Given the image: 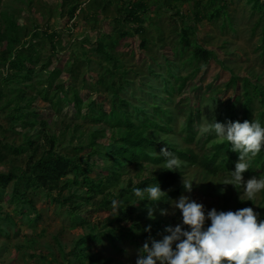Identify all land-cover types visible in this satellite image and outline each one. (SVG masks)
<instances>
[{
    "label": "trees",
    "instance_id": "1",
    "mask_svg": "<svg viewBox=\"0 0 264 264\" xmlns=\"http://www.w3.org/2000/svg\"><path fill=\"white\" fill-rule=\"evenodd\" d=\"M102 1L104 2L89 0L88 4L90 8L95 7L103 11ZM232 1L234 0H194V18L197 21H208L222 30L230 28L236 31V20L229 12ZM245 1L250 7L251 19H256L252 30L259 36L257 49L264 61V0ZM82 3V0H62V16H67L69 21L74 19ZM150 10L151 2L147 0H128L125 6L119 9L120 14L116 20L121 26L114 27L113 32L99 39L95 47L102 55L100 65L103 71L98 72L93 81H89L85 74L81 85L77 86L75 82L79 78L77 74L82 59L79 55L68 59L63 69H52V73L57 77L63 71L70 75L69 84L64 81L54 83L48 78L33 82L37 66L43 63V68H47L53 60L52 57L42 56V42L34 43L32 39L43 38L45 33L51 40L52 50L57 54L59 51L56 39L59 33L41 30L38 25L34 30H30L27 24L20 22L15 13L4 10V0H0V112L7 111L11 119L20 120L22 126L27 129L20 144L5 134L0 136V163H13L9 172L0 173V201L11 187L10 195L16 203L17 211L33 220L31 215L36 210V201L32 194L43 192L52 199L51 201H57L64 206L73 223L82 227L84 221H76L79 207L77 199L83 198L95 209L107 213L104 225L108 229L102 233L89 234V237L99 243L107 239L114 246L116 241L138 240L137 245L142 249L145 242L151 246V242L157 236L164 235L167 228L166 222H162L163 224L155 223L150 226V231H146L149 226L143 224L142 214L153 207L169 203L186 191L183 186L171 188L180 181L183 172L165 170L137 182L131 179L128 185H123L119 191L118 188L122 187L124 181V170L106 164V158L116 157L123 163V169L129 164H135L143 172L148 165L159 166L166 162L167 158L159 153L161 148L167 147L175 157L193 165L197 164L208 174L218 175L235 170L239 153L232 151L229 142L220 141L214 132L207 133L206 138H203L202 134L199 135L198 119L204 105L189 103L190 113L180 132L175 131L173 123L176 113L174 114L170 105L174 103L176 95L183 93L201 70L211 60H215L228 72L229 80L225 86L232 91L228 94L225 104H222L224 99L220 97L218 90L211 92L212 89L204 94L205 97H215L214 109L218 122L227 124L229 121L242 123L245 120H258L264 127V84L260 81L264 74L258 73L256 80H252L249 75L236 72L234 68L220 61L216 50L208 48L197 38V26L191 23L182 25L181 29L175 32L171 43L165 40L164 33L159 29V35L162 34L159 39L164 43L161 56L148 60L145 55L140 66L133 69L132 75H129L126 69L120 72L123 52L119 50V46L128 37L133 38L135 35L134 30L125 24H140L136 32L143 31L142 25L151 20L148 15ZM177 14L182 15L178 7ZM30 36L31 38L27 39ZM151 41V38L145 37L139 43L143 54L150 52ZM104 62L107 65H103ZM180 68L189 70L183 74L177 70ZM149 75L156 77V81L143 79ZM138 76L142 77L139 81ZM133 84L140 86L141 91H144L143 96H134V99L124 96L128 87ZM89 85L109 103V107L104 101L84 100L81 92L90 88ZM31 89L35 91L30 93ZM104 93H108V96ZM39 99L51 105L52 110L48 114L38 109L36 102ZM64 102L73 104L76 114L95 126L89 133L88 142L77 144L73 153L57 149L59 137L56 135L52 136L51 145L44 148L29 133V130L36 127L47 128L49 120L54 116L53 110L60 109ZM162 135L168 137L161 141L159 139ZM102 140L110 143L111 148ZM97 167H101L100 172H96ZM243 176H262L261 179H264V148L250 162V168ZM157 184L166 193L160 201L152 202L146 197L145 200L139 201L133 193L134 188L143 189ZM99 195L101 198L97 199ZM113 200L122 202L118 215L112 210ZM245 207L247 204L238 198L236 200L232 189L225 191L218 200L219 212L237 211ZM208 211L210 210L205 209V214ZM38 217L40 214L37 213L36 218ZM6 219L12 218L8 214ZM210 224L211 221L206 220L205 227ZM88 250L87 247L76 245L72 254L81 263H84L85 259H91L90 263L94 264V256ZM61 251L64 253L63 249Z\"/></svg>",
    "mask_w": 264,
    "mask_h": 264
},
{
    "label": "rangeland",
    "instance_id": "2",
    "mask_svg": "<svg viewBox=\"0 0 264 264\" xmlns=\"http://www.w3.org/2000/svg\"><path fill=\"white\" fill-rule=\"evenodd\" d=\"M61 1L4 0V10L15 13L20 22L27 24L30 30H34L35 26L38 25L41 30L58 31L59 33V37L56 39L59 51L57 54L52 50L51 40L45 33L43 38L32 39L34 43L42 42L40 44L42 56L52 57L53 60V63L47 68H43V63L37 66L33 82L48 78L54 83L64 81L69 84L71 82L70 75L63 71L57 77L52 73V69L55 67L63 69L68 59L79 55L82 59H80L79 73L77 74L79 78L75 84L80 86L85 74L89 81H93L97 73L103 71L100 65L102 55L95 50V47L99 39L113 32L114 27L121 26V24H118L116 17L120 14L119 9L125 6L128 0H104V2H101L104 8L103 11L95 7L90 8L89 0H82L84 3L78 10L77 16L70 21L67 16H62ZM147 1L151 2V10L148 11L151 20L149 19L142 25L144 30L137 33L136 30L140 24L131 22L125 24L128 28L130 27L134 30L135 35L133 38L128 37L119 46V50L123 52L120 72L126 69L129 71V75H132L133 69L140 66L145 59V55L148 60L161 56L164 43H161L159 39L162 36V34L159 35V29L164 33L165 40L171 43L175 32L180 30L182 25L191 23L197 26V38L208 48L215 49L220 61L234 68L236 72L249 75L252 80H256L258 73L264 74V61L261 58L260 51L257 49L259 36L254 34L252 30L256 19H251V10L245 0H234L229 7V12L236 20L235 24L238 28L236 31H232L230 28L222 30L221 27L208 21H197L193 15L194 0ZM177 7L185 17L177 14ZM145 37L151 38L153 41H151L150 52L143 54L139 49V43ZM29 38L31 36L27 39ZM132 50L135 51L134 55ZM162 62H164V59H162ZM103 65H107V63L104 62ZM177 70L185 74L189 68ZM163 71L165 72V69ZM148 78L151 81H156L157 79L151 75L143 79L148 80ZM140 79L142 77L138 76L137 81ZM228 80V72L222 68L219 62L211 60L193 82L188 84L183 93L176 95L174 103L170 105L174 110V114L176 113L173 123L175 131L180 132L183 128L185 119L190 113V102L193 105H199L200 103L204 105L202 106L203 112L198 119L197 128H199V131L201 124L207 125L214 123V121L218 122V116L215 115L214 109L216 108V103L213 98L215 97H205L204 94L212 89L211 92L218 90L220 97L224 99L222 104H225L228 94L232 92L225 86ZM260 81L264 84V76ZM34 91V89H31L29 92ZM96 91L90 86V88L82 90L81 93L85 101H104L105 105L109 107V103L102 99ZM104 94L106 97L108 96V93ZM139 95L143 96L144 91H141L139 85L134 84L128 87L124 94V96L133 99L134 96ZM178 102L180 105H178ZM36 105L39 110L47 114L52 110L49 102L41 99L36 102ZM53 112L54 116L49 120L47 128L36 127L29 130L30 135L36 142L41 143L44 148L48 147L51 145L52 136L56 135L59 137L57 149L66 153H73L77 144L88 142L89 133L95 129V126L93 123L80 118L76 114L73 104L64 102L60 109H55ZM223 124L226 125V123ZM25 132H27V129L22 126L20 120L11 119L7 111L0 112V136L5 134L6 137L20 144ZM201 134L200 132L199 135ZM162 136L159 139L161 141L166 137ZM202 136L206 138L207 135L202 134ZM176 140L179 141L180 139ZM105 142L108 143L107 141ZM108 146L111 148L110 143H108ZM106 159V164L124 170V181H122V187L118 188L119 191L123 188V185H128L131 179L137 182L150 175L165 171L163 169L165 163L159 166L148 165L141 172L140 168L135 164H129L123 169V163H120L116 157ZM179 160L181 161V166L177 170L183 172V175L180 181L171 188L177 189L183 186V179H186L193 182L192 191H183L169 203L151 208L153 211L152 218H149V210L143 213L141 220L145 226H152L155 223L162 222H166L167 227H175L177 224H182V214L173 207L182 195L188 196L192 201L203 204L204 209L212 210L214 208L219 212V197L220 195L222 197V194L229 189H232L236 200L237 198L241 200L240 197H242L247 207L253 208L258 214L259 220L264 221V191L258 193L255 200H246L243 185L236 188L233 185L219 184L225 178H230L231 173L221 172L218 175H211L197 164L193 165L181 158ZM12 165V162L0 163V173L9 172ZM100 171L101 167H97L96 172ZM261 178L262 176L257 179ZM248 179L244 178V181L246 182ZM11 191L12 189L9 187L0 201V264H91V259H85L84 263L76 260V257L72 254L76 245L89 248L88 251L94 256V264H136L137 259L143 254L141 247H139L140 245H137L138 240L125 239L116 241V246H114L107 239H103L99 243L89 237V234L102 233L108 229L104 225L107 213L95 209L91 203H88L83 198L77 199L79 207L77 209L76 222L84 221V226L81 227L73 223V219L64 206H61L57 201H51L52 199L43 192L32 194L36 201V210L31 215L33 220H29L27 215L17 211L16 203L11 199ZM64 192L65 194L68 193L67 190ZM100 196H97V199H100ZM161 210H166L168 214L162 215ZM36 212L40 214V217L36 218ZM8 214L12 219H6ZM185 230H187L186 226ZM164 235L157 236L155 240H161ZM62 249L64 253H62Z\"/></svg>",
    "mask_w": 264,
    "mask_h": 264
},
{
    "label": "clouds",
    "instance_id": "3",
    "mask_svg": "<svg viewBox=\"0 0 264 264\" xmlns=\"http://www.w3.org/2000/svg\"><path fill=\"white\" fill-rule=\"evenodd\" d=\"M200 132H214L220 141H227L234 152L239 153L235 170L231 177L225 178L223 185L236 188L243 185L246 200H255L258 193L264 191V179L256 177L244 181L243 174L249 170L250 162L264 148V127L258 120L249 122L229 121L226 125L215 122L201 124ZM161 156L167 158L163 169L175 171L180 168L181 161L167 147L161 148ZM183 187L187 192L193 189V182L183 179ZM134 195L139 201L157 202L166 194L159 185L146 188H134ZM243 200L242 197H240ZM122 202H111L113 212L119 214ZM182 214V224L168 226L166 235L161 240H153L151 247L145 242L142 255L136 264H264V221L251 207L237 211H220L212 209L205 214L204 205L182 195L173 205ZM167 215L166 210H161ZM153 211L149 209V218ZM206 220L211 224L205 227ZM185 226L187 230H185ZM150 231V226L145 229ZM174 246V247H173Z\"/></svg>",
    "mask_w": 264,
    "mask_h": 264
}]
</instances>
